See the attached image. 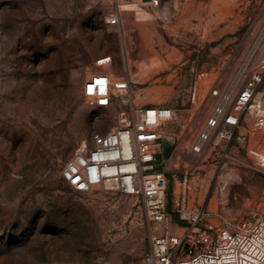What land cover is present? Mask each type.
Instances as JSON below:
<instances>
[{
    "label": "rangeland",
    "instance_id": "374dc122",
    "mask_svg": "<svg viewBox=\"0 0 264 264\" xmlns=\"http://www.w3.org/2000/svg\"><path fill=\"white\" fill-rule=\"evenodd\" d=\"M263 23L264 0H0V264H140L150 251L155 225L142 199L80 193L61 176L83 143L117 124L119 107L83 96L97 72L130 81L134 105L179 116L164 129L178 132L167 164L174 220L183 198L216 220L261 210L253 151L264 132L251 116L246 141L190 151ZM260 95L264 103V83Z\"/></svg>",
    "mask_w": 264,
    "mask_h": 264
},
{
    "label": "built area",
    "instance_id": "2783aa9c",
    "mask_svg": "<svg viewBox=\"0 0 264 264\" xmlns=\"http://www.w3.org/2000/svg\"><path fill=\"white\" fill-rule=\"evenodd\" d=\"M158 5L159 0H153ZM119 15L110 18L120 24ZM108 59V58H105ZM110 62V60L108 61ZM108 62L99 60V65ZM264 23L256 33L233 79L219 93L213 113L191 148L198 157L214 143L229 150L234 142L248 139L247 118L264 132ZM130 81L113 80L106 72L93 73L84 84L83 96L92 108L119 107L117 124L107 134H96L83 143L61 170L62 178L77 192L117 191L142 199L145 214L155 230L150 251L140 264H264V207L250 219L230 222L215 219L207 206L188 207L185 198L175 201L180 222L168 210L171 181L176 183L172 161L163 159V139H176L178 115L170 107L138 106L128 98ZM254 165L264 172V140L253 151ZM176 168V167H174ZM186 183V182H185ZM174 225V228L172 227Z\"/></svg>",
    "mask_w": 264,
    "mask_h": 264
},
{
    "label": "water",
    "instance_id": "95a60500",
    "mask_svg": "<svg viewBox=\"0 0 264 264\" xmlns=\"http://www.w3.org/2000/svg\"><path fill=\"white\" fill-rule=\"evenodd\" d=\"M174 141L169 138L163 139V159L168 161L174 152Z\"/></svg>",
    "mask_w": 264,
    "mask_h": 264
},
{
    "label": "trees",
    "instance_id": "16d2710c",
    "mask_svg": "<svg viewBox=\"0 0 264 264\" xmlns=\"http://www.w3.org/2000/svg\"><path fill=\"white\" fill-rule=\"evenodd\" d=\"M178 118H179V116H178ZM168 210L171 212L170 204L168 205ZM175 221H176V222H180L179 219H178L177 214H176V220H175Z\"/></svg>",
    "mask_w": 264,
    "mask_h": 264
}]
</instances>
